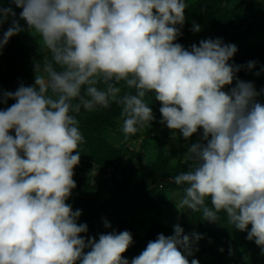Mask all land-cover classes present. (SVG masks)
<instances>
[{
	"label": "clouds",
	"instance_id": "9594fccd",
	"mask_svg": "<svg viewBox=\"0 0 264 264\" xmlns=\"http://www.w3.org/2000/svg\"><path fill=\"white\" fill-rule=\"evenodd\" d=\"M12 3L22 8L20 18L39 34L52 61L43 64L46 80L37 64L35 84L5 93L16 103L0 111V264H189L179 249L192 255L198 234L190 237L175 225L172 236L158 235L129 262L122 255L133 243L129 231L86 242L80 234L88 226L77 224L81 211L66 203L84 142L77 114L114 102L127 139L154 119L148 93L161 102V123L169 129L186 139L203 129L206 143L188 149L195 167L172 177L186 186L179 206L202 211L209 222L223 211L240 231L251 225L247 239L264 251V105L255 102L252 83L237 81L230 93L222 90L239 70L228 63L234 44L208 39L188 51L174 43L185 0ZM10 16L0 47L22 30L13 9L0 8V24ZM121 81L133 91L120 95Z\"/></svg>",
	"mask_w": 264,
	"mask_h": 264
},
{
	"label": "rangeland",
	"instance_id": "374dc122",
	"mask_svg": "<svg viewBox=\"0 0 264 264\" xmlns=\"http://www.w3.org/2000/svg\"><path fill=\"white\" fill-rule=\"evenodd\" d=\"M246 2L247 0H185V21L183 25H176L180 35L174 43L191 51L192 45L199 46L202 40H222L223 29L243 15ZM11 8L16 13L15 19L22 30L10 37L12 46L4 44L0 47V111L16 103L15 99L6 98L5 93H14L21 85L35 84L37 64H41L39 74L46 80L47 75L42 71L43 64L52 61V55L43 46L39 34L20 18L22 8L14 3ZM12 21L13 17L10 16L1 25L0 41L12 26ZM196 25H199V31H194ZM222 42L237 47L235 58L232 57L229 61L236 64L235 68H239L234 72L232 84L225 85L222 90L230 93L237 81L252 83L258 93L255 102L264 105V71L261 70L264 64V0H256L245 25L227 32ZM250 62H253L251 68L248 67ZM17 64L19 69L16 68ZM54 67L59 70L58 65ZM5 68L9 71L8 74ZM118 86L122 89L120 95L131 91L123 81ZM98 87L103 88L104 85L100 84ZM145 102L151 107L154 119L127 139L122 131L124 117L121 115L120 105H115L119 109L118 114L107 123L84 125L87 119L101 113V108L92 111L83 109L77 114L84 142L78 148L80 161L73 169L76 187L71 194H88L99 203L117 200L121 207L119 213L105 218L93 211L87 203L67 202L73 211H81L77 224L88 226V231L81 233V237L86 242L90 238L98 241L101 234L129 231L132 238L138 236L145 239L150 238L154 230L157 238L160 234L168 237L174 234V226L179 225L184 234L190 237L193 233L201 236L198 241L193 238L192 245V248L199 246V254L195 258L199 264H264V251L260 246H255L254 240L247 239L251 225L247 230L240 231L229 223L223 211L217 214L218 221L209 222L203 219L202 211L193 212L179 206L186 186H176L168 181L195 167L196 162L191 159L188 149L192 144L206 143L203 140V129H198L186 139L179 130H171L166 123H161L159 109L162 105L154 95L147 94ZM10 134L14 136V130ZM145 176L148 177L147 187L156 185L157 182L162 184L152 200L140 194ZM206 204L212 207L210 200H206ZM105 221L110 227L105 226ZM130 246L135 248L134 244ZM146 247L147 245L141 246L140 252ZM88 251L90 248L84 249L85 254ZM182 254L187 255L184 250ZM123 258L126 259L125 256ZM76 264L80 262L77 261Z\"/></svg>",
	"mask_w": 264,
	"mask_h": 264
},
{
	"label": "trees",
	"instance_id": "16d2710c",
	"mask_svg": "<svg viewBox=\"0 0 264 264\" xmlns=\"http://www.w3.org/2000/svg\"><path fill=\"white\" fill-rule=\"evenodd\" d=\"M256 0H247L246 2V7H245V11L243 13V15L232 25L227 26L223 29V34L221 35L222 40L224 39V37L226 36L227 32L231 31V30H237L242 28L245 23L247 22V19L249 17V13L253 7V5L255 4ZM13 3L12 0H1L0 1V8H8V7H12ZM2 24H0L1 27ZM12 39L9 38L7 44H5V46L9 47L10 45L12 46ZM236 53L234 54L233 58H235ZM229 65H231L233 68H235L236 64L231 63L230 61H228ZM238 65V64H237ZM17 69H19L18 64L16 65ZM6 70V68H5ZM7 74L9 71H7ZM133 91V90H131ZM151 95H154V93H148ZM116 103L111 102L109 104L108 107H100L97 106L96 108H101L102 112L99 114L94 115L93 117H90L89 119H87V121H85L84 125H95V124H100V123H107L110 122L117 114L119 109L115 108ZM83 110V109H81ZM174 177V176H173ZM148 177L145 176L144 180H143V184L141 185V191L140 194H142L146 199L148 200H152L156 197V194L158 192V190H160L161 185L158 182L155 184H153L150 187H147L148 183L146 181ZM163 180V179H161ZM168 181V180H165ZM170 183H174V181H168ZM175 184V183H174ZM176 185V184H175ZM178 186V185H176ZM81 202V203H87L91 206V208L93 209V211H95L96 213H99V215H102V217L104 216L105 218H109L111 215H114L116 213H119L121 211V207L118 203L117 200H111L108 202H104V203H99L97 201L96 198H94L93 196H90L88 194H71L70 197L66 200L67 202ZM125 201H127V199H125ZM158 231V229H156ZM156 232L155 230L153 231V233L150 235V238H141L138 236H134L133 237V243L135 245L134 247L129 246V248L127 249V251L125 253H123V256L126 257L127 260H132L133 258H135L136 256L140 255V249L141 246L143 245H147L148 242L151 241H155L157 239V237L155 236ZM193 245V244H192ZM256 247H258L257 244H255ZM199 247V246H198ZM198 247L197 245H195L192 248V255H186V258H188L189 260V264H191V261L193 259L196 258V255L198 253ZM181 252L183 251V248L179 249ZM199 254V253H198Z\"/></svg>",
	"mask_w": 264,
	"mask_h": 264
},
{
	"label": "built area",
	"instance_id": "2783aa9c",
	"mask_svg": "<svg viewBox=\"0 0 264 264\" xmlns=\"http://www.w3.org/2000/svg\"><path fill=\"white\" fill-rule=\"evenodd\" d=\"M261 70L264 71V64L261 66Z\"/></svg>",
	"mask_w": 264,
	"mask_h": 264
}]
</instances>
